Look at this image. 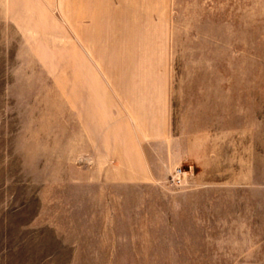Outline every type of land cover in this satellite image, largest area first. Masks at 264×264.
<instances>
[{"label":"rangeland","instance_id":"1","mask_svg":"<svg viewBox=\"0 0 264 264\" xmlns=\"http://www.w3.org/2000/svg\"><path fill=\"white\" fill-rule=\"evenodd\" d=\"M0 264H264V0H0Z\"/></svg>","mask_w":264,"mask_h":264}]
</instances>
